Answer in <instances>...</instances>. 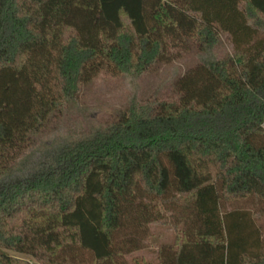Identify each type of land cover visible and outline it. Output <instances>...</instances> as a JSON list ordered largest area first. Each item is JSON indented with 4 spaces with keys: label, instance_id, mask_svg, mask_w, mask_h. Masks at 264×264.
<instances>
[{
    "label": "trees",
    "instance_id": "trees-1",
    "mask_svg": "<svg viewBox=\"0 0 264 264\" xmlns=\"http://www.w3.org/2000/svg\"><path fill=\"white\" fill-rule=\"evenodd\" d=\"M253 24L264 27V0H0V264H32L8 250L128 264L155 223L178 228L157 264H264V37ZM221 32L237 51L216 57ZM192 44L203 58L177 97L133 102L35 157L102 69L138 77ZM232 200L258 208L224 211Z\"/></svg>",
    "mask_w": 264,
    "mask_h": 264
},
{
    "label": "rangeland",
    "instance_id": "rangeland-1",
    "mask_svg": "<svg viewBox=\"0 0 264 264\" xmlns=\"http://www.w3.org/2000/svg\"><path fill=\"white\" fill-rule=\"evenodd\" d=\"M254 27L258 30L254 38H263L264 27L255 25ZM221 38L222 43L213 52L216 57H221L226 52L237 51L230 34L221 32ZM170 52L172 60L157 63L138 77L114 74L108 69H102L95 78L82 85L78 108L65 116L58 129L49 130L38 139L32 150L35 157L43 152L46 144L58 143L67 136H79L92 128L108 126L133 102L146 103L157 98L177 97L179 95L177 80L195 67L203 57L196 53L193 44L187 49L174 48ZM33 147H27V151ZM222 206L224 211L238 209L250 210L253 213L258 208V204L245 200L224 202ZM256 224L264 239V218H256ZM177 233L178 228L172 224H151L144 248L125 256L128 264H157L159 248L163 244L174 243ZM7 252L32 264H41L29 255L9 250Z\"/></svg>",
    "mask_w": 264,
    "mask_h": 264
}]
</instances>
